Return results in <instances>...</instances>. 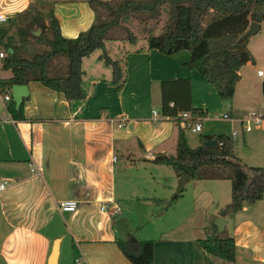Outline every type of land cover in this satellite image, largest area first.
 Segmentation results:
<instances>
[{"label": "crops", "instance_id": "1", "mask_svg": "<svg viewBox=\"0 0 264 264\" xmlns=\"http://www.w3.org/2000/svg\"><path fill=\"white\" fill-rule=\"evenodd\" d=\"M35 1L0 0V13L17 16ZM53 12L65 37L77 36L94 20L92 8L82 0L58 1ZM263 27L260 23L259 31L248 39L254 63L240 69L231 100H222L202 74L185 66L190 59L187 50L164 54L148 49L145 39L130 43L110 37L105 51L120 59L124 69L120 92L111 85V67L99 58L103 50L97 49L81 61L85 100L68 103L63 93L30 81L24 119L15 120L0 94V183L6 184L0 191V264H48L55 243L57 264H67L71 258L74 264L76 259L80 264H132L117 247L118 239L153 240L152 264H264V197L224 217V228L236 246L234 262L212 256L201 246L208 218L219 215L229 202L221 193L217 174L198 172L186 184L170 206L172 215L184 218L179 224H173L171 217L159 221L170 209L156 216L148 208L170 199L179 183L172 167L152 161L157 153L173 154L177 140L175 118L161 113L162 78L190 80L192 106L206 112L195 146L200 135L235 131L242 136L245 152L239 158L248 166H259L253 161L258 154L264 162V77L256 74L264 70V36H259ZM251 42L256 50L263 48L252 51ZM65 66L66 60L60 58L51 67L64 75ZM0 71L6 72L1 79L11 76L9 70ZM249 111L262 114L261 122L244 131ZM185 137L189 144L186 133ZM131 164L143 169L141 190L137 183L132 189L128 182L133 181L127 175ZM119 173L125 177L121 187ZM158 184L163 186L159 193ZM190 188L193 200H188ZM133 196L144 206L145 218L139 219L136 228L121 218ZM62 200H75L77 206L59 209ZM112 204L120 212L110 215L100 210ZM151 219L158 223L147 227Z\"/></svg>", "mask_w": 264, "mask_h": 264}, {"label": "trees", "instance_id": "2", "mask_svg": "<svg viewBox=\"0 0 264 264\" xmlns=\"http://www.w3.org/2000/svg\"><path fill=\"white\" fill-rule=\"evenodd\" d=\"M58 1L75 0H37L49 8L39 11L34 8L29 21L19 27L21 39L33 38L37 44L45 46L31 56L23 55L18 46L7 37V30L0 28V47L5 56L0 60V68L10 71L11 76L0 78V94L11 91L12 85H27L37 81L53 91L63 93L68 103L85 100L81 87L83 70L81 61L97 49H102L99 58L111 67L113 88L120 92L125 82L124 69L120 59L112 58L105 51V42L110 31L117 27L126 33L130 43L136 36L125 26L131 17L155 18L162 6L168 7V19L159 35L146 37L148 49H158L164 54H173L185 49L190 59L185 66L196 69L214 87L222 100H231L236 83L240 80V69L246 63H254V57L245 36L250 22L264 23V0H82L94 12L90 26L75 37L61 34L53 5ZM34 3V2H33ZM30 4V10L32 6ZM34 3V4H35ZM106 11L105 18L99 13ZM24 11V13L26 12ZM145 17V18H146ZM39 27L43 32L33 36L31 30ZM66 59L65 74L52 70V62ZM160 83L161 113L175 118L177 140L173 154L157 153L152 161L172 167L179 177L176 192L165 201L166 207L180 197L186 184L197 177L202 168L222 167L230 172V201L219 209L222 217H232L246 204H252L264 197V164L246 166L235 156L236 140L230 134L200 135V143L190 147L185 133L186 125L195 123V117L204 118L206 112L194 108L191 101V82L188 79L162 78ZM264 93V85H263ZM16 108L12 97L6 102L10 117L23 120V104ZM181 112H189L190 119L183 120ZM264 116V115H263ZM215 141L214 145H205ZM216 216L209 217L204 227L205 237L199 242L204 250L228 262L235 261L236 246L232 235L226 229L219 233L213 223ZM116 245L132 264H152L154 259L153 240H116Z\"/></svg>", "mask_w": 264, "mask_h": 264}, {"label": "rangeland", "instance_id": "3", "mask_svg": "<svg viewBox=\"0 0 264 264\" xmlns=\"http://www.w3.org/2000/svg\"><path fill=\"white\" fill-rule=\"evenodd\" d=\"M114 1H119V0H113ZM35 3V2H34ZM34 6H32V8L28 11H26L25 13H21L17 16H13L11 17L6 23L0 24V28H4L7 30V37H9L19 48L20 52L25 55V56H31V54L35 51H40L42 50L45 46L41 45V44H37L33 38H27L25 39H21L18 29L21 26H24L29 19L31 18L32 14H34V8L38 9L39 11H45L49 8L48 4L45 3H40V4H34ZM99 13L101 14V16L103 18H105V13L106 11L104 9H100ZM145 14L139 15V17H135V16H131L129 17L126 21H125V26L132 31V33L136 36V39L138 38L140 41L146 39V37L151 36V35H159L162 33V31L164 30L165 27V23L168 19V7L162 6L161 10H160V14L158 17L155 18H149L146 17ZM37 28V26H35L33 29ZM39 28V27H38ZM32 29V30H33ZM42 30L40 31V34H42ZM110 38H115V39H120L118 41L121 40H127L126 38V33L123 29L121 28H113L109 35ZM259 36H264V27L262 29L261 35ZM252 45V51H259L260 49H255L253 48V42H251ZM3 51V49L0 47V51ZM102 49H98L99 52H101ZM257 53V52H256ZM66 60V59H65ZM251 64V63H249ZM250 65H247L248 68ZM6 72L4 71H0V76H5ZM187 137L189 138V144H191V147H194L196 145L197 142V138H198V133H192L190 130L186 131ZM237 139V145L235 146V156L236 158L243 164H245V162H243L239 157H243V155L245 154L244 151H242L241 149V145H242V136L241 135H237L236 136ZM256 162H259V166H262L264 164L262 158L261 160L259 159L258 154L254 155ZM246 165V164H245ZM248 166V165H246ZM249 167V166H248ZM160 168H167L164 166H161ZM143 169H140L139 165H134L131 164L128 168V172L127 175L130 178V175L132 177V180H129L128 182L130 184H132V189H136V183L137 185L140 187L139 189H142V184L140 183H144L143 178L141 177V175L139 176V174H142ZM152 170V168H151ZM171 170V169H169ZM172 172V171H171ZM201 174H207V173H213V174H217L218 176H220V188H221V193H225V197L227 199V201H230V191H231V181H230V172L222 167H212L211 169L209 168H202L200 169ZM145 174V173H143ZM138 176L140 178H138ZM125 178L124 176L121 178L120 177V173L117 174V185L118 187H121V183H122V179ZM135 180H137V182H135ZM139 182V183H138ZM167 184V183H166ZM135 186V187H134ZM163 188V186L161 184H158L157 187V193H159L160 188ZM162 190V189H161ZM152 192H150L149 190L147 191V194L151 195ZM193 192L191 191V188L189 189V199L188 200H193ZM192 194V195H191ZM160 195V194H159ZM154 204L149 205L148 208L149 210H154V214L156 216L159 215V212L162 211H167L170 209V206L166 207V202L162 201L161 203L158 202H154ZM123 213L125 214V217H121V218H127L126 220H128V224H130L132 227L136 228V226L138 225V223H140V218L144 217L143 213H144V206L139 203L136 199L135 196H133L131 198V201H129V203H127V209L123 207ZM175 214L173 212L172 209H170V211L167 212V215L164 217V219H159L160 222L165 221L168 217H171V222L173 224H179L180 222L185 221L184 218L180 219L177 218L176 216L172 215ZM129 214V215H128ZM145 218V217H144ZM151 222L153 223H158L157 220L155 219H151V221H146V226L149 227L151 226ZM164 224H169V222H166ZM119 224L117 223V226ZM67 264H74L73 263V258L69 259V261L67 262Z\"/></svg>", "mask_w": 264, "mask_h": 264}, {"label": "built area", "instance_id": "4", "mask_svg": "<svg viewBox=\"0 0 264 264\" xmlns=\"http://www.w3.org/2000/svg\"><path fill=\"white\" fill-rule=\"evenodd\" d=\"M10 16L8 14H2L0 13V24L6 23L9 20ZM5 56V52L4 51H0V60ZM256 74L258 77H264V70L262 69H258L256 71ZM2 100L7 102L11 99V95H10V91L6 90L4 94L1 95ZM153 114H157L156 111H153ZM183 120H187L192 118L189 112H181L179 113V115ZM261 117L262 114H259L256 111H249L246 114V118L245 120H243V125L242 128L244 131H250L253 126L255 124H259L261 122ZM195 123L193 124H187L186 128L187 130H190L192 133H197L200 132L202 130V123H201V118L200 117H195ZM236 132L233 131L230 133V136L235 139L236 138ZM114 160H116V158H113ZM6 187V184L1 182L0 183V191L3 190ZM77 206V202L75 200H62L60 202H58V208L59 209H64V210H70V209H74ZM100 210H105L108 211V213L110 215H114L117 214L118 212H120V208L119 206H117L116 204H112L111 206L107 205H102L100 206ZM75 264H80V261L78 259L75 260Z\"/></svg>", "mask_w": 264, "mask_h": 264}, {"label": "water", "instance_id": "5", "mask_svg": "<svg viewBox=\"0 0 264 264\" xmlns=\"http://www.w3.org/2000/svg\"><path fill=\"white\" fill-rule=\"evenodd\" d=\"M260 29V23L252 21L250 22L247 30L245 31L244 35L245 36H252L254 34H256ZM41 29L40 28H35L33 30H31V34L33 36H39ZM28 96V86L27 85H12L11 87V97L12 100L15 102V106L16 108H18L23 99L25 97ZM215 141H206L205 145H214ZM213 223L215 224V226L217 227V231L219 233H221L224 230V227L227 223V219L217 215L214 220ZM57 256H58V244L55 243L54 247L52 249V252L50 254L49 260H48V264H57Z\"/></svg>", "mask_w": 264, "mask_h": 264}]
</instances>
